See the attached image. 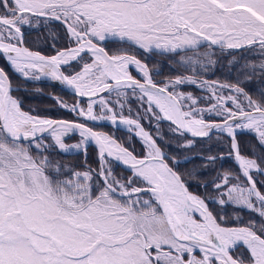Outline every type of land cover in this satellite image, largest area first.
Wrapping results in <instances>:
<instances>
[{"label": "snow or ice", "instance_id": "obj_1", "mask_svg": "<svg viewBox=\"0 0 264 264\" xmlns=\"http://www.w3.org/2000/svg\"><path fill=\"white\" fill-rule=\"evenodd\" d=\"M53 22L63 28L66 46L53 43L51 55L30 48L26 32ZM109 40L146 57L179 55L176 62L193 73L215 66L216 48L251 52L259 61L245 60L244 80L264 79V0H0V58L20 77L49 78L77 97L71 104L52 97L77 119L40 115L25 109L14 95L20 89L0 67V264H264V180L256 178L264 177V91L254 98L240 81L195 74L158 81L146 60L127 50L110 54ZM188 85L209 95L183 91ZM129 90L139 101L135 118L124 114ZM143 120L156 122V135ZM99 121L125 126L142 151L89 126ZM161 122L187 150L196 138L211 141L214 131L227 136L238 171L217 174L215 196L190 190L196 170H179L182 161L167 150ZM239 132L254 135L250 155L241 150ZM75 134L79 140L66 143ZM90 144L96 167L87 158ZM56 151L84 159L63 163ZM208 152L200 157L205 167L224 159ZM114 163L129 174H117ZM210 204L246 209L259 220L230 224Z\"/></svg>", "mask_w": 264, "mask_h": 264}, {"label": "trees", "instance_id": "obj_2", "mask_svg": "<svg viewBox=\"0 0 264 264\" xmlns=\"http://www.w3.org/2000/svg\"><path fill=\"white\" fill-rule=\"evenodd\" d=\"M53 34L57 39L53 40ZM26 41L27 45L34 50H40L44 54L51 55L54 54L55 48L52 47L55 43L56 48H61L66 46L67 41L64 38L63 28L56 22H53L48 27L41 28L39 30H28L26 32ZM107 50L111 53H116L121 50H127L129 54H135L138 58L146 60V62L154 69V73L158 72L159 75H154V79L160 81L164 80L170 76L177 74L184 75H197L198 78H206L209 81L217 80L220 82L236 83L241 82L247 91L253 95L254 98L259 97V92L264 91V79H262L259 74L252 77L250 81H245L242 75L243 64L245 60L248 61H259V57L251 52H244L243 50L232 51L231 54L228 51L221 52L218 48L214 49L215 55L213 59L217 61L214 67L210 68L207 72H198L193 73L190 69L178 64L176 61L180 59V56L177 55L174 59L169 55H160V54H151L146 57V54L142 50H139L134 47H130L128 44L121 43L119 41L109 40L105 42ZM204 46L200 48L201 51H205ZM182 53L181 55H183ZM239 61L238 65L233 66L229 63L233 57ZM244 57V59H241ZM0 66L5 68L9 76L12 79L13 86L19 88V91L14 92V95L21 97L24 101L25 109L34 108L40 115H48L54 118H64V119H75V117L70 113L58 107L55 100H53L48 95L57 96L67 101L69 104L73 103L76 98L70 94L60 90L56 86H51L43 83H36L24 80L20 76L16 75L9 68L8 64L0 58ZM135 75V72L132 71ZM185 92H192L194 96L197 97H207L209 93L205 90L199 89L196 86H184L182 88ZM227 94V90H225ZM204 102V103H203ZM208 103L206 99L201 100V106H204ZM129 106L132 109V112L129 113ZM139 109V101L131 95L129 91L128 103L125 105L124 114L132 115L135 118L136 112ZM89 123V122H88ZM143 126L147 131H150L153 135L157 134L156 122L148 120L142 121ZM89 126L94 127L96 130L105 131V132H115L116 137L128 144L129 141L138 151H142L141 143L138 138L134 137L133 134L126 132L122 129H115L111 126L97 125L89 123ZM160 133H162L167 141L170 142V147L167 149L171 154L176 155L182 162L180 164L179 170L182 172L196 170L197 179H192L190 181V190L202 197H213L216 195V192L212 186V181L216 179L218 173H222L225 170H230L232 172L238 171V166L235 163V160L228 156V138L226 135L221 133H216L212 135V140H196L195 146L190 149H183L178 147L179 138L173 137L172 133L169 131L168 122H161L159 125ZM217 137L221 138V142L217 143ZM238 141L241 145V150L244 154L250 155V147L256 144L254 135L248 132H240L237 136ZM79 140V136H72L70 139L66 140V143H72ZM211 148V154L213 155H224L223 160H217L214 165H207L205 167V160L200 159L201 155H209L208 149ZM96 149L92 146H89L87 158L89 163L93 166H97V157ZM185 157H191L193 159L185 160ZM54 158L63 162V163H72L79 165L83 159L84 154L79 153L74 156L63 154L59 151L54 153ZM114 169L117 174L128 175L126 171L122 170L120 167L114 164ZM258 180H264V177L257 176ZM207 182L208 187L205 188L202 185ZM210 207H213L217 211H220L221 214L225 215L228 218L230 224H244L247 223L250 219H257L259 217L257 214L250 212L249 210L237 209L235 206L228 205L223 209L219 205L210 204ZM237 216L239 219H237ZM237 251H240L238 249Z\"/></svg>", "mask_w": 264, "mask_h": 264}, {"label": "water", "instance_id": "obj_3", "mask_svg": "<svg viewBox=\"0 0 264 264\" xmlns=\"http://www.w3.org/2000/svg\"><path fill=\"white\" fill-rule=\"evenodd\" d=\"M1 67V66H0ZM10 67V66H9ZM10 69H11V67H10ZM12 70V69H11ZM13 71V70H12ZM14 72V71H13ZM15 73V72H14ZM15 74H17V73H15ZM18 76H20L19 74H17ZM22 78V77H21ZM24 79V78H23ZM24 80H26V79H24ZM28 81H31V80H28ZM32 82H36V83H43V84H47V85H51V86H56V87H58L60 90H62V91H64V92H66V93H68V94H70L71 96H73V97H75L74 95H73V93H72V90L71 89H68L66 86H64V85H62V84H60L59 82H57V81H52V80H39V81H32ZM14 87V86H13ZM15 88V87H14ZM103 95H105V96H107L108 94L107 93H104ZM49 97H54V96H52V95H48ZM76 99H77V97H75ZM53 99V98H52ZM54 100V99H53ZM85 102H86V98H85ZM65 110V109H64ZM67 111V110H66ZM89 123H93V122H89ZM93 124H97V125H105V126H111V127H113L111 124H110V122H107V121H99V122H95V123H93ZM123 126V125H122ZM119 129H122V130H125L126 132H129L127 129H126V127L125 126H123L122 128L119 126L118 127ZM129 133H131V132H129ZM216 133H218V132H213L212 133V135H214V134H216ZM132 134V133H131ZM76 136H78V134H75ZM75 135H72V136H75ZM71 136V137H72ZM196 140H206V138H196ZM89 146H92V147H94L95 149H96V147H95V145L94 144H90ZM97 151V150H96ZM236 163V162H235ZM115 164V163H114ZM116 166H118V167H120L122 170H124V168L122 167V166H119V165H117V164H115ZM237 165V164H236ZM125 171V170H124Z\"/></svg>", "mask_w": 264, "mask_h": 264}, {"label": "rangeland", "instance_id": "obj_4", "mask_svg": "<svg viewBox=\"0 0 264 264\" xmlns=\"http://www.w3.org/2000/svg\"><path fill=\"white\" fill-rule=\"evenodd\" d=\"M205 50H206V48H205ZM201 53H203L204 51H201V50H199ZM183 55H185V56H191V55H193V53L192 52H188V53H184ZM185 67V66H184ZM189 69V68H188ZM130 71H131V73H132V71H134L138 76H139V74L137 73V71L135 70V69H133V68H130ZM198 72H203L202 70H200V69H197V72L196 73H198ZM132 75L134 76V74L132 73ZM40 80H51V79H49V78H41ZM32 82V81H31ZM108 96V95H107ZM111 99H115V95L113 94L111 97H110ZM204 103V102H203ZM240 133V132H239ZM72 143H74V142H72ZM69 144H71V143H69Z\"/></svg>", "mask_w": 264, "mask_h": 264}, {"label": "flooded vegetation", "instance_id": "obj_5", "mask_svg": "<svg viewBox=\"0 0 264 264\" xmlns=\"http://www.w3.org/2000/svg\"><path fill=\"white\" fill-rule=\"evenodd\" d=\"M10 68V67H9ZM133 69H135V68H133ZM12 71V70H11ZM17 75V74H16ZM135 77H137V78H139V76L135 73V75H134ZM67 102V101H66ZM68 103V102H67ZM74 117H75V115L73 114V113H71ZM75 119H77L76 117H75ZM67 155H71V156H74L75 155V153H73V154H67Z\"/></svg>", "mask_w": 264, "mask_h": 264}, {"label": "bare ground", "instance_id": "obj_6", "mask_svg": "<svg viewBox=\"0 0 264 264\" xmlns=\"http://www.w3.org/2000/svg\"><path fill=\"white\" fill-rule=\"evenodd\" d=\"M132 68H134V67H132Z\"/></svg>", "mask_w": 264, "mask_h": 264}]
</instances>
